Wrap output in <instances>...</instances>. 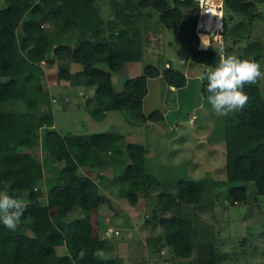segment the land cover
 <instances>
[{"label": "trees", "instance_id": "16d2710c", "mask_svg": "<svg viewBox=\"0 0 264 264\" xmlns=\"http://www.w3.org/2000/svg\"><path fill=\"white\" fill-rule=\"evenodd\" d=\"M222 1L229 21L238 16L228 29L232 43L247 39L237 51L233 44L222 50L221 47H199L194 31L195 0H110L112 11L107 19L102 18L94 0H4L6 6L0 8V173L3 180L31 178L36 170L51 177L55 170L56 182L47 191L49 203L63 213L75 206L90 211L104 201L98 191L102 175L97 180L80 168L91 171L110 163L121 164L122 169L113 175L111 183L118 184L119 194L131 205L137 201V192L141 191L148 199L159 190L155 208L161 215L154 214V217L173 254L189 257L195 248L197 264H216L219 250L215 235L203 232L196 237L194 223L198 214L183 205L197 207L194 205L200 204L213 179L179 178L175 182L176 192L171 193L158 189L161 182L148 169L147 149L142 143L130 138L125 145L120 144L125 131L76 133L65 139L53 126L50 94L41 62L53 64V51L57 55L63 46L58 43L51 51L44 24L69 32V40L74 42V50L79 54L81 70L71 73L65 67L57 68V79L80 83L73 78H83L81 84L94 87L82 103L92 119L102 120L106 110L112 109L123 113L131 124L147 120L159 122L163 119L162 112L154 110L145 114L142 109L147 79L161 74L168 92L170 86L178 88L186 84L183 71L170 64L162 70L147 64L142 73L124 79L120 89L112 82L113 71H118L126 58L139 57L141 10L154 9L160 23L171 30L194 62L215 68L221 55L258 61L263 55V44L257 39L250 40V28L254 20L263 16L257 4L264 5V0ZM189 14L193 17L186 25L183 17L189 20ZM84 28L88 30L83 33ZM19 37L23 38L20 44ZM24 43L34 47L28 51L29 55L24 53ZM96 56L106 62L107 69L95 65L99 60ZM206 83L201 81L200 87L205 99ZM244 91L249 96L248 104L223 119L225 176L227 182L253 181L256 193L264 194V97L258 84L245 86ZM36 140L45 153L44 161H39L29 149ZM60 161L63 165L59 168L44 167L46 162ZM227 194L228 201L232 198L235 203L247 198L244 184L229 185ZM23 203L24 215L15 232L0 223V264H123L118 256H108L111 242L93 231L87 216L54 224L39 197L30 196ZM63 245L64 252H59ZM81 249L87 253L83 260L77 255ZM97 249L104 251L103 258L93 255Z\"/></svg>", "mask_w": 264, "mask_h": 264}, {"label": "rangeland", "instance_id": "374dc122", "mask_svg": "<svg viewBox=\"0 0 264 264\" xmlns=\"http://www.w3.org/2000/svg\"><path fill=\"white\" fill-rule=\"evenodd\" d=\"M94 3L99 8L103 19L110 17L112 11L110 0H94ZM4 6H6L4 0H0V8ZM143 10L140 15L142 14L141 17L144 18V21H140V27H146L147 34H145L152 45H159L156 48L158 53L154 57L153 54L145 56V63L158 65L167 59L173 66L182 69L186 52L176 43L171 30L160 23L158 14L154 9L146 8ZM257 10L261 11L263 16L254 20L250 28V40L257 39L263 44V55L258 62L261 64V69L264 70V5L258 3ZM226 14L224 12L225 31L223 43H209V46L214 47L221 45V50L223 47L233 44L228 29L233 21L238 19V16L235 15L234 20L229 21ZM187 16L189 20L185 16L183 17V22L186 25L191 23L193 15L189 14ZM161 28L162 30L159 31ZM43 29L47 30L45 32L47 34L46 39L49 38L48 40L51 42V51L54 50V45L56 46L58 43L63 45L57 55L53 51L55 59L53 64L42 61L41 66L44 70L45 86L50 94L49 108L53 113V126L61 134H67L65 139L71 133L125 131V135L129 139L132 138V141L142 143L148 149V169L161 182L158 189L171 193L176 192L175 182L179 178L197 179L207 177L213 179L210 186L206 188L200 204L194 205L197 207L192 208V205L183 204L189 210L195 209L194 212L198 214L194 223V235L198 237L197 233L202 234L203 232L208 235H215L216 246L219 250L216 264H264V194L256 193L253 181H226L225 145L223 141L213 143L207 139L209 137L215 139V132H217L219 124L207 100L204 103L198 100L200 80H190L192 85L185 93H183L184 89H180L181 96L175 103L180 102L181 109L178 110V105L177 111H169L162 121L148 120L146 123L131 124L127 122L123 113L113 110L114 116H120L121 121L125 119L126 127L125 124L120 126L119 123L110 124L108 120L92 123L88 121L90 114L82 106V103L86 96L91 95L94 87L80 85L84 81L83 78H73V80L80 83L76 82L68 85V80H59L56 75L57 68L71 69V73L81 70V64L78 61L79 54L77 55L74 50L76 45L69 40V32H63L60 29L58 31L48 24H44ZM84 29L81 32H87L88 29ZM77 31L76 29L75 32L77 33ZM17 32L19 35L22 33L20 28L17 29ZM91 34H93V31ZM105 35L106 33L100 36ZM22 41L23 38L19 37L18 43L20 44ZM246 41L247 39H243L240 43L233 44L234 51H237ZM23 46L24 53L27 55H29L28 51L34 48L31 44L26 45L24 43ZM96 57L99 60L95 65L107 69L106 62L101 61L100 56ZM34 58L36 59V56ZM131 75H133L132 72L124 75L123 71H113L112 82L114 87L120 89L124 77ZM150 84L151 86L154 85ZM258 86L261 95L264 97V80L259 81ZM153 88L158 99H155L152 106L148 101L142 107V109L148 111L145 114H149L156 108H161L162 105L159 102V89L157 90L155 86ZM172 102L173 95L166 96L165 93L163 106L166 107V103ZM188 103L195 107L196 117L193 120L194 122H188V120L183 122L187 117L184 106ZM233 114L234 112L228 116ZM179 122L181 123L176 126L175 124ZM39 132L40 135L43 133L42 130ZM38 140L29 149L39 161H44L45 153L39 148ZM61 165H63V161L54 164L46 162L44 167L59 168ZM80 170L93 177L95 176V170L90 171L83 168H80ZM106 172L107 170L104 169V173ZM55 176V170L51 177L46 176V173L43 176L41 170H36L34 177L4 181L0 173V192H6L22 202L30 196L39 197L45 203L50 219L54 224L86 215L90 220L93 231L108 238L111 242L112 247L108 256H118L123 264H197L195 248H193L189 257H179L173 254L171 248L164 241L162 227L154 217V214L156 217L161 215V212L155 208L157 203L155 195L159 190H155L156 192H153L148 199L144 198L141 191L137 192V201L134 205H131L125 197L119 194L118 184L111 183L112 177L102 176L101 183L105 186L99 184L98 191L104 196V201L99 207L84 211L75 206L63 213L48 201L47 191L56 182L57 178ZM240 184H244L246 187V200L235 203L230 198L231 202L228 201V186ZM115 229L118 233L114 232ZM63 248L64 245L59 249V252H64L65 249Z\"/></svg>", "mask_w": 264, "mask_h": 264}, {"label": "clouds", "instance_id": "9594fccd", "mask_svg": "<svg viewBox=\"0 0 264 264\" xmlns=\"http://www.w3.org/2000/svg\"><path fill=\"white\" fill-rule=\"evenodd\" d=\"M202 44L207 47L203 40ZM201 81H207L204 91L206 100L219 117L243 109L249 102V96L244 91L245 86L257 85L264 80V70L255 59H241L235 55H221L215 68L207 69L199 76ZM24 203L6 192H0V223L8 230L15 232L21 224L24 215ZM78 259L83 260L87 255L86 250L78 252ZM94 256L103 258L105 253L97 249Z\"/></svg>", "mask_w": 264, "mask_h": 264}, {"label": "crops", "instance_id": "0c3cea01", "mask_svg": "<svg viewBox=\"0 0 264 264\" xmlns=\"http://www.w3.org/2000/svg\"><path fill=\"white\" fill-rule=\"evenodd\" d=\"M144 11L143 9L141 10V12ZM140 12V13H141ZM142 14L140 15V21L143 20L144 21V18L141 17ZM140 24L141 22L139 23V27H140ZM161 29H159V31H161ZM146 27L144 28H141L140 27V38H139V41H138V51H139V57L137 58H126L125 59V62L123 63V65L121 66V68L118 70L119 72H122L125 74H129V73H133V75L129 76V77H132V76H135V75H138L140 73L143 72V69H144V66L147 65V64H154V63H145L144 59H145V56L149 54H153L152 56L154 57L155 54L158 53V50H156V48L159 46L158 44L157 45H152L149 41H148V37H147V32H146ZM146 33V34H145ZM158 39V38H156ZM175 40V39H174ZM204 44L207 46V47H212V48H215V47H222L221 45L220 46H209V44L206 43L205 39L203 38L202 39ZM202 40L199 44V47L201 48H207L205 47L203 44H202ZM156 41V40H155ZM176 41V40H175ZM176 43H178L176 41ZM178 45L180 46V44L178 43ZM181 47V46H180ZM182 48V47H181ZM183 49V48H182ZM184 51L186 52V56H184V67L181 69L179 67H175L171 64V62L169 60H165L163 63L161 64H154L156 65L157 67H159L160 70H162L164 67H167L169 64L174 67V68H177V69H180L181 71H183V73L185 74L186 76V84L183 86V87H178V88H175L173 86H170V90L171 91H168L166 92V83L164 82L163 80V77L162 75H158L156 77H150L147 79V93L146 95L143 97V103H142V107L149 101L151 106L154 104V101L155 99L158 97L155 95V92H154V88L153 86H155L157 88V90L159 89V102H161V108H152V109H155V110H159L160 112H162L163 114V119H165L166 117V114L169 113V111H177V107L179 105V109H181V104L180 102L178 103H175V101L177 99L180 98L181 94H180V89H184V92H186V90L189 89V87L192 85L190 80L194 81V80H197L199 79V76H200V72L204 69H210L211 67H208L204 64H201V63H198V62H194L190 59V56H189V53L184 49ZM69 71L71 72V69H69ZM199 75V76H198ZM128 76L124 77V79L126 78H129ZM191 77V78H190ZM190 78V79H189ZM200 80V79H199ZM70 81V80H69ZM124 81V80H123ZM154 84L151 86V84ZM67 84L70 85V84H75V83H72L71 81L68 82L67 81ZM199 91H200V87H201V80L199 81ZM80 85H83V84H80ZM122 85V83H121ZM154 92V94H153ZM160 92H161V96H160ZM93 93V92H92ZM166 93V96H170V95H173V102L172 103H166V107L163 106L164 104V95ZM55 99V98H54ZM201 103H204L206 101V99L201 95V91H200V96H199V99H198ZM167 102V101H166ZM175 103V104H174ZM189 106V107H188ZM187 107V109H186ZM174 108V109H173ZM143 111H145V109H143ZM154 111V110H152ZM148 111H145L144 113H147ZM150 112V111H149ZM184 112L186 113V118L183 120V122H185L186 120H188V122L192 121L194 122V118L196 117L195 115V107L194 106H191L189 103L188 105H185L184 106ZM114 111L112 109H108L106 110L105 114H104V118L102 120H99V121H103V120H108L110 122V124H114V123H119V126L120 125H123L125 124V120L121 121V117H117V116H114ZM53 114V113H52ZM112 115V116H111ZM216 116V115H215ZM217 117V116H216ZM225 117H217V123L219 124L218 126V130L217 132H215V139L213 140L212 137H209L207 138L210 142L212 141L213 143H216V142H224V139H223V119ZM162 119V120H163ZM161 120V121H162ZM88 121L92 122V123H97L96 120L92 119V117L90 116V118H88ZM148 121V120H147ZM146 121V122H147ZM145 122V123H146ZM181 122L179 123H176L175 125L178 126ZM53 125H54V120H53ZM127 124H125V127H126ZM211 130V129H210ZM114 131H117V130H114ZM127 131V130H126ZM211 133V131H209ZM209 133V134H210ZM71 134H74V133H71ZM129 134V132H128ZM64 137L67 135L66 133L63 134ZM70 136V135H69ZM208 136V135H207ZM127 135H125L123 137V139L120 141V144L123 146L126 144V142L128 141L129 137H127ZM198 140V139H197ZM222 145V143H221ZM224 145H225V142H224ZM147 149V148H146ZM147 157H148V149H147V153H146ZM193 157V156H192ZM192 160V159H191ZM62 162V161H60ZM198 163V162H197ZM197 163H193V164H197ZM122 165L120 164H107L103 167H97V168H93L94 173H95V176L96 179L98 180L100 177V175L102 176H106V177H113V175H116L117 173L120 172V170L122 169L121 167ZM84 169V168H83ZM104 169L107 170L106 173H104ZM44 176V174H42ZM103 184V183H101ZM105 186V184H103ZM83 216H86V215H83ZM95 232V231H94ZM101 237H104L103 235H100Z\"/></svg>", "mask_w": 264, "mask_h": 264}, {"label": "built area", "instance_id": "2783aa9c", "mask_svg": "<svg viewBox=\"0 0 264 264\" xmlns=\"http://www.w3.org/2000/svg\"><path fill=\"white\" fill-rule=\"evenodd\" d=\"M197 2L196 21L194 31L198 36V43L204 38L206 43L224 41V12L222 0H195ZM115 233L118 231L115 229Z\"/></svg>", "mask_w": 264, "mask_h": 264}]
</instances>
